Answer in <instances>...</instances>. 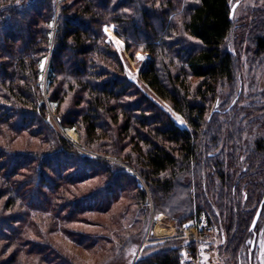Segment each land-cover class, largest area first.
I'll list each match as a JSON object with an SVG mask.
<instances>
[{"label":"trees","instance_id":"obj_1","mask_svg":"<svg viewBox=\"0 0 264 264\" xmlns=\"http://www.w3.org/2000/svg\"><path fill=\"white\" fill-rule=\"evenodd\" d=\"M29 1L0 0V123L16 134L39 125L37 135L50 143L52 149L46 154L26 151L17 154L0 147V182L3 180L4 188L5 183L10 184L11 189L6 205L9 209L17 201L24 202L21 212L13 218L0 214V224H7L0 231H10L12 241L22 247L32 246V253L45 255V259L54 258L52 263L74 264L49 240L45 242L47 230L42 224L53 219L58 222L54 227L61 229L63 221L70 222L69 215L62 221L61 205L52 204L42 192L50 188L44 171L58 173L65 169L68 162L60 165L64 159L77 165L83 163L90 169L104 170L119 193L131 189L140 205L148 204L147 187L153 197V212H164L183 226L195 215L210 211L203 186V151H208L205 167L210 189L214 188L215 177L226 183L227 190L221 191V205L230 207L227 222L231 227L236 217L238 219L239 230L232 239V248L239 246L248 227L249 213L233 209L234 203L240 205V185L233 183L230 170L227 173L225 169L227 157L232 165L236 161V153L229 146L235 142L231 130L226 142L228 147L219 154L214 152L224 141L225 124L220 119L227 115L214 111L218 88L233 81L237 64L236 55L226 45L234 28L233 19H230L231 0H66L61 4L56 0ZM55 16L51 77L52 87H58L51 99L61 107L68 92H72L77 106L86 104L81 110L66 108L59 114L60 125L84 131L87 143L82 147L85 149L109 138L112 125L117 127V136L128 138L132 135L137 141L134 152L127 155L128 168L119 169L118 165L98 157L81 156L80 151L46 123V110L44 104H40L36 83L39 62L49 51V24ZM106 24L118 28L128 49L134 41L133 47L142 46L153 57L141 69V78L158 98L183 117L187 129L178 127L169 114L138 91L134 92L136 100L122 101L133 87L121 75L120 62L104 43L102 29ZM251 36L257 54L264 55V15L257 20ZM177 59L179 66L176 74H172L171 67H175ZM106 62L114 64L119 73H111ZM194 79L197 80L195 86L191 81ZM234 136L238 135L234 133ZM112 147L121 149L118 141H113ZM226 151L229 153L225 154ZM263 152L264 147L256 151L257 154ZM96 153L112 156L110 152ZM258 166L252 165L253 172L264 176V159ZM24 169L35 175L30 178L27 189V185H13L11 181L16 171ZM255 181L256 178H251L247 183L251 195L264 191V185L260 187ZM1 193L4 191L0 190ZM112 193L104 189L99 192L104 194V201ZM119 193H115V198ZM76 203L68 204L70 211L80 209L81 203ZM40 215L47 220H40ZM134 221L132 229L140 224L137 219ZM14 224L21 227L16 228ZM129 226L118 225L110 230L108 241L126 235ZM139 229L130 235L129 241L141 235ZM189 244L182 239L169 240L151 248L135 264H181Z\"/></svg>","mask_w":264,"mask_h":264},{"label":"rangeland","instance_id":"obj_2","mask_svg":"<svg viewBox=\"0 0 264 264\" xmlns=\"http://www.w3.org/2000/svg\"><path fill=\"white\" fill-rule=\"evenodd\" d=\"M56 1L61 4L66 0ZM187 1L193 2L194 0ZM239 1L240 6L236 9L233 18L234 28L226 42L228 49L236 55L237 64L233 81L231 83L225 82L218 88L214 111L226 113L227 115H223L220 119L225 124L223 127L224 141L222 140L221 147H218L214 152L219 154L225 147H228L226 142L230 138L228 137V131L231 130L234 137L233 141L235 142L233 143L232 141L233 144L229 146L236 153V161L235 163L233 162L235 165H232V161L227 157L225 169L227 173L230 170V174L233 176V183L240 185L238 196L240 205L238 203L235 205L234 203L235 208L233 209L236 212L238 210L240 212L242 210L244 213L248 212L247 225H249L264 192L259 191L260 194L251 195L249 193L250 187L247 188V183L251 178H256L255 184H259L260 187L262 184L264 185V176L254 173L252 168L253 164L258 166L259 162L264 159V152L261 154L256 153L257 149L264 147V55L257 54L251 36L257 20L264 15V0H231V7ZM29 2L31 3V0ZM57 10L56 15L58 13ZM129 12L132 13V10H129ZM56 21L57 16L49 24V51L39 62V73L36 83L41 98L40 104L45 106L46 123L74 149L80 151L81 156H87L90 159L98 157L118 165L119 169L120 167L128 168L126 158L127 155L134 152V145L137 141L132 135L128 138L117 136V127L112 125L109 138L102 139L93 147L85 149L82 147L83 143H87L84 131L80 132L76 128H63L60 125L59 114H62L66 108L71 106L72 110H81L86 104L81 103L77 106V99L72 92H68V95L61 103V107L51 99L52 94L58 87V85L52 87L53 77H51V59L56 33ZM106 27L108 32L104 30ZM102 33L104 43L114 53V56H116L122 66L121 75L133 87L132 91L122 97V101L136 100L137 95L134 92L138 91L169 114L178 127L187 129L188 125L183 117L175 112L170 104L158 98L141 78V69L145 66L148 59L153 57L146 53L142 46L133 47L135 45L134 41H131V48L128 49L127 43L118 34V28L113 24L104 25ZM138 57H144V59L141 60ZM176 61L175 67H171L172 74H176V67L179 66V60L177 59ZM106 64H108L107 69L111 73H119V69L114 64H110V62H106ZM191 81L192 85L195 86L197 80ZM112 104L115 105L116 102H112ZM109 122L111 124L110 120ZM119 124H122V120L119 121ZM40 128L39 125H35L33 129L16 134L10 131L6 125L0 123V147L17 154L23 151L46 154L52 149V145L37 135ZM69 130L76 135L74 139L67 135ZM234 133L238 136H234ZM113 141L119 142L120 150L112 147ZM90 150L98 151L99 153L100 151L110 152L112 156H103ZM113 151L116 153H113ZM206 152L208 151H203V186L206 193L205 197L208 204H210V211L203 212L198 217L195 215L191 221L186 222L183 226H179L176 219L164 212H153V197L147 187L145 188L147 190L148 204L140 205L135 199L136 193L131 189L119 193L114 188L115 185L110 181L109 175L106 176L103 172L104 170L100 168L90 169L83 163L77 165L64 159L60 162V165L63 162L68 163L65 164V169L58 171L59 175L57 172L44 171L45 176L50 180V188H44L42 192L47 195L48 200H51L52 204L61 205L60 218L62 221L63 217L65 219V216L69 215L70 218L68 217V219H70V222L63 221L61 229H56L54 227L58 223L56 220H47L44 218L45 216L40 215L42 216L40 220H47L43 223L41 222L47 230L45 242L49 240L60 254L68 257L74 264H135L139 257L148 254L151 248L164 244L169 240L182 239L190 243L189 247L191 246L195 254L198 253L199 261L197 264H236V260L233 258L235 253H232L234 251L232 239H234L235 233L239 230L238 219L236 217L235 225L231 227L227 222L230 207H222L221 205V191L222 189L227 190L226 183H222V179L215 177L214 188L213 190L210 189L211 184H209L205 167ZM227 152L225 154H228L230 150ZM136 175L141 178L137 173ZM33 176L35 178L33 172L29 170H18L11 181L14 183L13 185L15 183L27 185L25 187L27 189L30 178ZM140 180L143 181L142 178ZM2 182L3 180L0 182V190H3L4 193L0 194V214L13 218L14 214L21 212L24 202L21 200L17 201L15 206L8 209L6 201L11 190L10 184L7 185L5 183V188L9 186L8 191H5L4 185H1ZM100 189L113 193L104 201L102 200V195L104 194H99ZM244 192L249 195L247 201L244 199ZM115 193H119L116 198ZM90 196H93V199L90 200ZM69 203H76L77 205L81 203V207L76 212L73 208L70 211ZM35 204L40 206L38 203H33V205ZM52 210L54 209L52 208ZM160 217H162L161 222L159 220ZM136 219L140 224L136 226V229H132L131 226L134 225V220ZM45 222L47 224H44ZM35 223L37 224V222ZM38 224H40V221ZM128 224L130 226L128 227L129 229H126V232H128L126 235L122 234V237L119 236L114 241H108L107 236L110 230L117 228L118 225L128 226ZM4 225L7 224H0V229ZM157 226L162 227L163 235L155 234ZM14 227L20 228L21 225L14 224ZM138 228L142 231L141 235L129 241L130 235ZM257 233L260 240L253 251V261H255L254 264H264V210L257 227ZM246 234L247 231H245L244 237ZM12 235L10 231L5 229L0 231V264H30V262L31 264H57L52 263L54 259L52 257L45 259V255L32 253V246H27L26 244L25 247H22L18 242L12 241L10 238ZM27 235L26 238L28 239ZM113 235L115 236V234ZM186 235L189 236V239H185ZM40 239L43 241L42 238L37 241ZM207 242L209 243L207 244ZM118 247L120 248L116 251L115 249ZM46 255L48 254L46 253ZM114 256L115 258H113Z\"/></svg>","mask_w":264,"mask_h":264},{"label":"flooded vegetation","instance_id":"obj_3","mask_svg":"<svg viewBox=\"0 0 264 264\" xmlns=\"http://www.w3.org/2000/svg\"><path fill=\"white\" fill-rule=\"evenodd\" d=\"M237 3H238V6H237V8H238L240 6V1ZM244 193H245L244 199L247 201L249 198V195L246 192H244ZM260 207H261V212L259 214L258 219L256 220V223L254 224L256 214H257ZM263 210H264V192H263L262 198H261V200L257 206V210H256L254 216L252 215L251 222L249 223V225L247 227L246 236L244 237L242 243L233 249L234 251L232 253L233 254L235 253L233 255V258H235L236 264H254L255 261H253V251L256 249L257 243L260 240V237L257 233V227H258L259 221L261 219Z\"/></svg>","mask_w":264,"mask_h":264},{"label":"built area","instance_id":"obj_4","mask_svg":"<svg viewBox=\"0 0 264 264\" xmlns=\"http://www.w3.org/2000/svg\"><path fill=\"white\" fill-rule=\"evenodd\" d=\"M205 234H206V231H205ZM185 239H189V236L186 235ZM208 243L209 242H207V244ZM198 261H199L198 253L195 254V251L191 248V246L190 247L188 246L187 248H185L181 264H197Z\"/></svg>","mask_w":264,"mask_h":264},{"label":"bare ground","instance_id":"obj_5","mask_svg":"<svg viewBox=\"0 0 264 264\" xmlns=\"http://www.w3.org/2000/svg\"><path fill=\"white\" fill-rule=\"evenodd\" d=\"M67 135L69 136V137H71V138H75L76 137V135L72 132V131H67ZM160 222L162 221V217H160ZM155 234L156 235H163L164 234V231H163V229H162V227H160V226H157L156 227V230H155Z\"/></svg>","mask_w":264,"mask_h":264},{"label":"water","instance_id":"obj_6","mask_svg":"<svg viewBox=\"0 0 264 264\" xmlns=\"http://www.w3.org/2000/svg\"><path fill=\"white\" fill-rule=\"evenodd\" d=\"M237 6H238V3H235V4L232 6V8H231V10H230V19H233V18H234V14H235V10H236ZM260 212H261V207L259 208V210H258V212H257V214H256V218H255V220H254V224L256 223V220L258 219ZM254 224H253V225H254Z\"/></svg>","mask_w":264,"mask_h":264},{"label":"snow or ice","instance_id":"obj_7","mask_svg":"<svg viewBox=\"0 0 264 264\" xmlns=\"http://www.w3.org/2000/svg\"><path fill=\"white\" fill-rule=\"evenodd\" d=\"M104 30H105V32H108V28L107 27ZM117 43H119V41H117ZM138 58L141 59V60L144 59V57H138ZM41 67H43V65H41ZM181 123H183V121H181Z\"/></svg>","mask_w":264,"mask_h":264}]
</instances>
